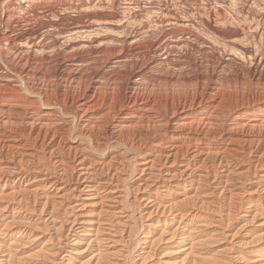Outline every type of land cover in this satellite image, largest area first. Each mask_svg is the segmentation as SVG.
Returning a JSON list of instances; mask_svg holds the SVG:
<instances>
[{
	"label": "bare ground",
	"instance_id": "6f19581e",
	"mask_svg": "<svg viewBox=\"0 0 264 264\" xmlns=\"http://www.w3.org/2000/svg\"><path fill=\"white\" fill-rule=\"evenodd\" d=\"M131 1L0 0V264H264V0Z\"/></svg>",
	"mask_w": 264,
	"mask_h": 264
},
{
	"label": "rangeland",
	"instance_id": "374dc122",
	"mask_svg": "<svg viewBox=\"0 0 264 264\" xmlns=\"http://www.w3.org/2000/svg\"><path fill=\"white\" fill-rule=\"evenodd\" d=\"M131 2H132L131 0H123L122 5H123V7H128L129 5H130L129 7H132L133 6V2H132V4H130ZM127 3H129V4H127ZM142 5H143V7L147 6V4H145V3L142 4ZM220 7L224 8L225 6L221 5ZM229 54H233V52H230Z\"/></svg>",
	"mask_w": 264,
	"mask_h": 264
}]
</instances>
